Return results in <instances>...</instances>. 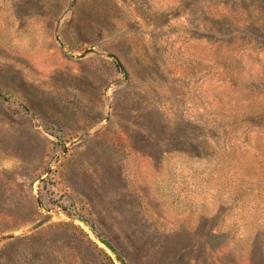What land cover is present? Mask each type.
I'll list each match as a JSON object with an SVG mask.
<instances>
[{
  "label": "rangeland",
  "instance_id": "374dc122",
  "mask_svg": "<svg viewBox=\"0 0 264 264\" xmlns=\"http://www.w3.org/2000/svg\"><path fill=\"white\" fill-rule=\"evenodd\" d=\"M0 264H264V0H0Z\"/></svg>",
  "mask_w": 264,
  "mask_h": 264
},
{
  "label": "water",
  "instance_id": "95a60500",
  "mask_svg": "<svg viewBox=\"0 0 264 264\" xmlns=\"http://www.w3.org/2000/svg\"><path fill=\"white\" fill-rule=\"evenodd\" d=\"M118 64L121 65L119 61H118Z\"/></svg>",
  "mask_w": 264,
  "mask_h": 264
}]
</instances>
